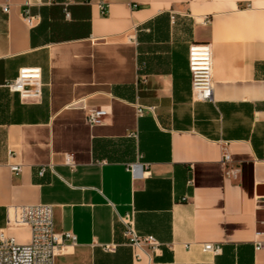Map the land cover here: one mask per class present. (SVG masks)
Masks as SVG:
<instances>
[{
    "label": "crops",
    "instance_id": "0c3cea01",
    "mask_svg": "<svg viewBox=\"0 0 264 264\" xmlns=\"http://www.w3.org/2000/svg\"><path fill=\"white\" fill-rule=\"evenodd\" d=\"M24 1L0 0L4 233L27 242L28 227L6 225L7 207L48 203L54 230L76 235L55 264H264L254 248L264 229V0H108L104 13L102 0H54L31 7L32 27ZM196 41L212 47L213 101L192 99ZM22 67H40V99L7 88ZM137 104L154 113L138 115ZM98 107L107 113L89 125ZM222 146L236 179L223 175ZM127 213L159 242L138 260L119 220ZM205 242L221 251H202Z\"/></svg>",
    "mask_w": 264,
    "mask_h": 264
},
{
    "label": "built area",
    "instance_id": "2783aa9c",
    "mask_svg": "<svg viewBox=\"0 0 264 264\" xmlns=\"http://www.w3.org/2000/svg\"><path fill=\"white\" fill-rule=\"evenodd\" d=\"M54 0H25L22 8V17L30 27L35 25L38 14L31 13L32 6H40L52 3ZM86 1V0H83ZM109 1L102 0L99 3L102 13L105 12ZM4 12H8L9 4L2 6ZM68 16V12L65 11ZM188 68L191 77L192 99L197 101H213V53L209 42H192L188 46ZM7 88L16 92L19 98L24 101L38 100L42 95V77L40 67H22L18 70L16 77L6 84ZM136 112L142 115L145 112L154 113L153 106L136 105ZM107 113L105 107L89 108L86 111V122L89 125L101 123L102 117ZM129 137L137 138V131H130ZM220 162L223 166V175L230 179H236L240 168L233 164L227 148L222 146ZM64 163L70 167L75 166L72 153L64 154ZM10 170L14 174L21 171V165L9 164ZM127 169L135 177L140 173L139 164L129 163ZM44 167L39 169L42 174ZM259 202V201H258ZM264 211L263 204L260 205ZM119 220L124 226V235L132 247L134 259H139L138 249L149 247L156 249L159 242L153 235H139L135 229L133 213L119 216ZM7 226H26L30 229L29 240L20 243L12 236H8L0 228V264H55L56 258L66 251L65 240H69L71 245L76 243V235L70 231L62 233L54 230L52 205L48 203L12 205L6 209ZM264 235V229L255 230L254 248L264 247V239H257ZM104 249L111 251L113 245H104ZM201 249L204 252L218 254L221 245L218 243H202Z\"/></svg>",
    "mask_w": 264,
    "mask_h": 264
}]
</instances>
